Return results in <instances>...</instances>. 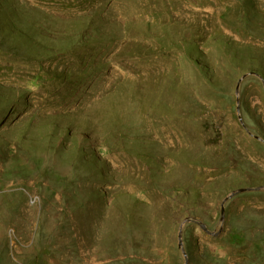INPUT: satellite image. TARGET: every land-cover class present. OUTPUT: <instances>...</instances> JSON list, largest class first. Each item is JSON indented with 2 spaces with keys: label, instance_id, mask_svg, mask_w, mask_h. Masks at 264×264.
<instances>
[{
  "label": "rangeland",
  "instance_id": "obj_1",
  "mask_svg": "<svg viewBox=\"0 0 264 264\" xmlns=\"http://www.w3.org/2000/svg\"><path fill=\"white\" fill-rule=\"evenodd\" d=\"M0 264H264V0H0Z\"/></svg>",
  "mask_w": 264,
  "mask_h": 264
},
{
  "label": "water",
  "instance_id": "obj_2",
  "mask_svg": "<svg viewBox=\"0 0 264 264\" xmlns=\"http://www.w3.org/2000/svg\"><path fill=\"white\" fill-rule=\"evenodd\" d=\"M180 238H181V235H180Z\"/></svg>",
  "mask_w": 264,
  "mask_h": 264
}]
</instances>
